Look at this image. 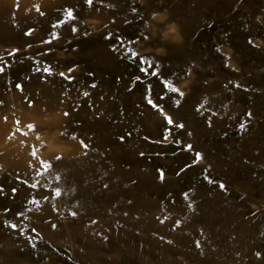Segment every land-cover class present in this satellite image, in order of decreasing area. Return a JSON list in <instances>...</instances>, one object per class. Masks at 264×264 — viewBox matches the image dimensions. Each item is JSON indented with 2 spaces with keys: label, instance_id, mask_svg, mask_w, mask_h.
<instances>
[{
  "label": "rangeland",
  "instance_id": "374dc122",
  "mask_svg": "<svg viewBox=\"0 0 264 264\" xmlns=\"http://www.w3.org/2000/svg\"><path fill=\"white\" fill-rule=\"evenodd\" d=\"M0 68V264H264V0H0Z\"/></svg>",
  "mask_w": 264,
  "mask_h": 264
},
{
  "label": "snow or ice",
  "instance_id": "6c2138e0",
  "mask_svg": "<svg viewBox=\"0 0 264 264\" xmlns=\"http://www.w3.org/2000/svg\"><path fill=\"white\" fill-rule=\"evenodd\" d=\"M86 3H87V5L92 6V5H93V0H86ZM37 11H39V6H37ZM41 14H43V13H41ZM66 15H67L68 18H73V17H74V13H73L72 10H67ZM53 27H56V25H53ZM76 31H77V29H76V28H73V32H76ZM30 34H31V30H30L29 32H26V33H25V35H30ZM86 34H87V33H85V35H86ZM54 38H58V37H55V36H54ZM110 38H111L110 36L106 37V39H110ZM118 39H119V38H118ZM144 39H145V40H148L149 37H148V36H145ZM44 43H51V41H44ZM29 47H31V45H29ZM17 51H18V50H17ZM128 51L131 52V57L135 58V57L137 56V53L134 52V51H131V49H129ZM45 54H47V53H45ZM127 54H128V53L126 52L125 55H127ZM155 67L158 69V68H159V64H157ZM152 68H153V63H152V60H151V59H144V58H141L139 71H140L141 73H143V75H144L145 77H147V76H149V75L155 77V76L158 75V72L155 71V70H153V71H151V72L149 71V70L152 69ZM70 71H71V70H70ZM0 72H3V68H0ZM44 73H45V74H49V69H48V68H45V69H44ZM59 75H60L61 77H64L65 79H68L67 77H65V74H64L63 72H61ZM89 75H93V74H92V73H89ZM140 79H141L140 77H136V80H137V81H140ZM90 86H91L92 88H95V87H96V84L93 83V84L90 85ZM16 87H17L18 90H22V85H21V84H17ZM237 87H239V86L237 85ZM130 90H131V89H130ZM173 91H178V89L173 88ZM83 95H84V96H88L89 94H88L87 92H85V93H83ZM180 95H183V93H180ZM148 103L151 105V104H152V101L149 100ZM177 103H178V101H177ZM30 106H31V105H30ZM64 115L67 116V115H69V113L65 112ZM249 115H250V114H249ZM170 123H171V121H169V124H170ZM30 127H31V126H30ZM180 127H182V125H180ZM241 128H243V125H241ZM121 141H123V137H121ZM84 147L87 148L88 146L85 144ZM188 147L191 148V145H189ZM141 155H143V153H141ZM197 158H199V154L197 155ZM57 159H61V157H57ZM49 165H50V164H49ZM42 166H43V164H42ZM50 167H51V165L49 166V168H50ZM39 175H41V173H40L39 171H37V176H39ZM56 180L59 182V180H60V176H59V175L56 176ZM162 180H163V175L161 174V181H162ZM31 187H32L33 189L37 188V183H33V184L31 185ZM45 187L47 188V185H45ZM103 187H104L105 189H107V188H108V184L105 183V184L103 185ZM220 188H221V189H224V188H225V185H224L223 183H221V184H220ZM58 190H59V191H58ZM12 191H13V193H15V192H16V189L14 188ZM2 192H3V189L0 188V193H2ZM53 194H54V198H56V197H60V196H61V191H60V189H59V188L54 189V190H53ZM185 195H186V194H185ZM126 214H127V213H125V215H126ZM71 215H72L73 217H75V216L77 215V213H76V212H71ZM92 223L95 224V223H97V221L93 220ZM161 223H163V221H161ZM5 226H6V227L8 226V225H7V222H5ZM11 227H12V228H15L16 225H12ZM52 227L55 229L56 225L53 224ZM33 231H35V229H33ZM105 239H107V237H105ZM169 243H171V241H169ZM32 247L35 248L36 245H35V244H32ZM196 247H197V248L200 247V242H199V241L196 242ZM256 255H257V257H259V256H260V253H257Z\"/></svg>",
  "mask_w": 264,
  "mask_h": 264
},
{
  "label": "clouds",
  "instance_id": "9594fccd",
  "mask_svg": "<svg viewBox=\"0 0 264 264\" xmlns=\"http://www.w3.org/2000/svg\"><path fill=\"white\" fill-rule=\"evenodd\" d=\"M156 22L157 24H165V30L163 33H160V37L162 38L163 42L165 43H172V44H183L184 42V37L182 34V28L181 26L172 21L169 22V16L167 13H159L155 14ZM158 55H166L167 54V49L161 47L160 49L157 50Z\"/></svg>",
  "mask_w": 264,
  "mask_h": 264
}]
</instances>
